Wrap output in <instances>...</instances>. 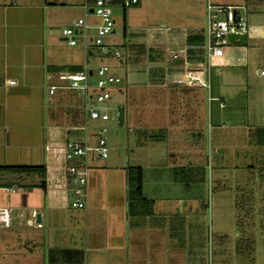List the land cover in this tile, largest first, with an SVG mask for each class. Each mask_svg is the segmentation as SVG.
Listing matches in <instances>:
<instances>
[{
	"label": "rangeland",
	"instance_id": "rangeland-1",
	"mask_svg": "<svg viewBox=\"0 0 264 264\" xmlns=\"http://www.w3.org/2000/svg\"><path fill=\"white\" fill-rule=\"evenodd\" d=\"M188 1L141 0L138 6L126 7L124 22L122 8L118 4L111 6L114 31L102 40L103 46L110 53L116 51L119 57L109 54L98 60L93 52L87 63L92 72L98 63H103L120 78L119 83L108 88L109 99L103 106L114 110L115 105L123 104L121 126H116L113 110L108 112L107 120L89 118L84 113L82 97L68 89L72 99L69 104L85 120L84 128L77 123L82 127L78 135L73 133L71 124L56 115L57 109H65L64 104L46 100L43 92L48 84L38 78L30 96L22 93L13 98L17 105L21 98L28 99L22 104L28 109L29 120L17 122L16 116L0 119V165L39 164L46 145L51 164L63 165L65 171L66 150L60 147L66 139L82 141L84 134L94 139L104 128L106 158H95L88 164L101 170L108 168L107 175L125 164L141 166L144 195L151 190L155 198L152 216L134 219L142 230L148 226L158 230L151 237H155V245L148 242L146 235H140V264H149L155 254L167 264H264V146L255 145L250 138L254 128L264 126V78L255 73L264 68V62L256 56L254 63L245 68L239 66L240 61H234L238 66L232 67L208 61L209 94L220 97L221 106L218 100L206 101L204 88L173 85L171 78L182 69L175 67L169 57L164 58L162 52L155 53L154 48L187 29L189 21L184 15L190 10L200 13V5ZM210 1L235 6L247 26H264V12L255 15L254 0ZM65 2L54 16L57 22L44 29L47 43L55 47L56 61L67 59L65 54L69 52L65 42L58 39L61 28L82 14L72 0ZM249 43L246 39L247 50ZM168 47L176 49L177 45ZM236 73L238 84L231 75ZM89 77L94 78L93 74ZM219 81L227 89L226 95L216 92ZM2 96L0 88V110L9 101V95L5 102ZM8 173L0 171L3 205L7 199L19 197L21 190L4 192ZM26 177L19 176L22 180ZM28 179L30 183L40 180L37 174H29ZM82 188L85 190V184ZM67 197L71 200L69 192Z\"/></svg>",
	"mask_w": 264,
	"mask_h": 264
},
{
	"label": "crops",
	"instance_id": "crops-1",
	"mask_svg": "<svg viewBox=\"0 0 264 264\" xmlns=\"http://www.w3.org/2000/svg\"><path fill=\"white\" fill-rule=\"evenodd\" d=\"M3 2L4 0H0V88L3 91L2 100L4 101L9 95V101L5 107L1 102L3 107L0 110V119L3 120L6 116H16L17 122L19 119L22 122L23 119L27 121L30 118L28 109L26 111L22 104H26L28 99L26 101V97L21 98L23 101L21 100V104L17 105V99L13 100V98L23 96L22 93L28 96L36 86L34 83H37L38 78L47 84H57V81H52L53 77L48 78V76L64 70H53L50 67L81 66L83 64L88 67V56H92L93 52L97 53V50L95 48L84 50L81 39L76 37L73 45L65 43V47L69 48L68 54H65L67 59L55 60V47L47 43L48 37L44 29L57 22L58 18L55 19L54 16L58 14V6H65V0H5V4ZM83 2L84 0H72V4L76 3L79 6L78 9L82 11L81 16L78 15L77 18L83 16ZM189 2L196 3V6L200 5V10H198L200 13L196 14L190 10L184 15L189 21L187 29H181L180 33L171 35L170 38L164 40L162 45L157 44L154 48L155 53L162 52L166 59L168 57L170 59V54H166L167 51L177 53L178 58L170 59V61H173L175 67L181 69L191 63L199 62L203 56L201 45L206 3L221 4L210 0H189ZM254 3H256L253 7L255 15L260 16L261 12H264V0H254ZM139 4L141 0H137L134 5ZM85 20L89 24L96 22V19L89 14L85 16ZM92 33L93 30L88 29L87 37H90ZM58 39L64 41L61 35ZM246 39L251 41L248 50L244 48ZM77 42L80 44L78 47ZM228 44L222 48L219 58H213L214 64L232 67L238 66L234 61H240L239 66L246 68L248 63H254L253 59L256 56L264 62V26L250 27L246 24L244 43ZM173 45H177L176 49L168 47ZM97 59L100 58L97 57ZM150 61H152L151 58ZM258 72L255 73L260 76ZM231 75L235 78L226 76L227 79H233L234 83L238 84L239 74ZM245 75L247 76V73ZM220 76L221 72H219ZM260 77L264 78V75ZM233 80L230 81L233 83ZM10 81L12 84L8 83ZM219 82L216 92L226 95L227 89L221 81ZM15 84L17 86H14ZM6 89L10 92L6 93ZM69 91L58 87L52 94H47L46 90L43 92V97L58 105L64 104L65 109L60 107L56 115L63 117L65 122H69L71 131L78 135V131L85 127V120L79 117L73 106L69 104L71 102L69 100H72ZM205 93L216 98L218 105L219 102L222 104L220 97L209 94V85ZM78 122L82 123V127L77 124ZM16 128L20 126L16 125ZM63 148L64 144L60 149L63 150ZM42 149L44 153L42 161L34 165L44 167L43 187H37L34 181L30 183L28 176L23 180L10 173L5 176L7 184L2 187L3 190L4 188H15V192L21 190L19 197H11L6 200V204H0V208L6 207L11 210L8 223L0 224V264H140L142 255L139 248L140 235H146L148 242L150 240L151 245H155L156 239L151 237L157 235L158 230L149 226L143 230L140 229L137 227V221L134 220L140 217H131L126 213L125 168L139 165L125 164L119 169L115 167L111 170V174L107 175L108 168L101 170L88 164L84 207L73 208L69 205L70 200L67 197L71 186L63 165L51 164L46 157V145ZM139 167L141 169V195L152 200L153 213L155 198L150 195L153 194L151 190L144 195L143 169ZM181 169L184 167L181 166ZM119 176L122 177L121 181ZM19 179L22 183H19ZM35 214L39 216L38 222L34 221ZM163 232L164 230L159 233ZM158 258L155 254L149 259V264H167L166 260Z\"/></svg>",
	"mask_w": 264,
	"mask_h": 264
},
{
	"label": "built area",
	"instance_id": "built-area-1",
	"mask_svg": "<svg viewBox=\"0 0 264 264\" xmlns=\"http://www.w3.org/2000/svg\"><path fill=\"white\" fill-rule=\"evenodd\" d=\"M137 0H121L118 5L121 8L134 5ZM112 0H84V13L82 17L76 18L69 26H64L60 30L62 39L68 45L75 43V38L79 37L82 41L84 50L95 48L97 57L101 58L111 54L112 57H119L116 51H110L103 46L102 38L106 34L114 31L113 20L111 17ZM236 7L228 4L206 3L204 8V28L202 51L203 56L199 62L191 63L183 68L179 73L171 78V83L177 86L200 87L208 90V61L213 58H219L222 54V47L229 42L226 39L228 33H243L245 35L246 22L236 11ZM90 10V11H88ZM89 14L96 19V22L89 24L85 16ZM233 14L237 15L233 20ZM88 29L93 33L87 37ZM112 30V31H111ZM126 55L124 54V58ZM177 53H171L170 59H177ZM204 59L205 61H202ZM88 71L90 74H88ZM93 74V80L90 75ZM260 76L264 75V70L258 72ZM56 79L57 84H48L47 94H52L56 88H65L75 90L82 97L84 113L91 119L107 120L108 112L113 110L103 106V103L109 99L108 88L111 85L120 82V78L110 71V68L98 63L94 71L90 70L86 64H83L79 71H60L48 76ZM12 84V81L8 82ZM217 100L206 94V101ZM222 104L219 102V106ZM114 111V110H113ZM84 128V127H83ZM84 138L82 141H72L68 139L64 145L66 150L64 160L65 174L71 184L69 205L73 208H83L85 191L82 186L85 184L86 173L89 161L104 159L106 157V145L104 138V128L97 132L94 139ZM5 192H15V188H4ZM10 208H0V224L6 225L9 221Z\"/></svg>",
	"mask_w": 264,
	"mask_h": 264
},
{
	"label": "trees",
	"instance_id": "trees-1",
	"mask_svg": "<svg viewBox=\"0 0 264 264\" xmlns=\"http://www.w3.org/2000/svg\"><path fill=\"white\" fill-rule=\"evenodd\" d=\"M88 1V0H87ZM114 4L121 0H112ZM122 22H124V8H122ZM122 32L124 26L122 25ZM53 70H68L71 72L81 70L80 65L50 67ZM48 68V69H50ZM148 138L151 135L147 136ZM156 139V134L153 136ZM250 138L255 145L264 146V126L256 127L250 132ZM0 171H6L16 176L37 174L40 179L35 185L43 187L44 167L43 165H0ZM126 184V213L131 217H146L152 214V200L141 195V169L139 166H127L125 168Z\"/></svg>",
	"mask_w": 264,
	"mask_h": 264
},
{
	"label": "water",
	"instance_id": "water-1",
	"mask_svg": "<svg viewBox=\"0 0 264 264\" xmlns=\"http://www.w3.org/2000/svg\"><path fill=\"white\" fill-rule=\"evenodd\" d=\"M88 11H90V10H88ZM232 18H233V20H236L237 15L233 14ZM226 39L229 43L243 44L244 40H245V35L243 33H237V32L228 33L226 35ZM88 74H90L89 71H88ZM114 113H115L116 126H121L123 124V120H124V106H123V104L115 105L114 106ZM34 221L35 222L39 221L38 214H35Z\"/></svg>",
	"mask_w": 264,
	"mask_h": 264
}]
</instances>
